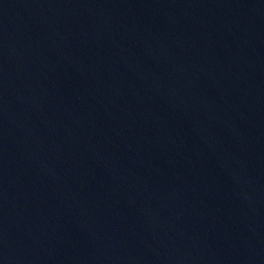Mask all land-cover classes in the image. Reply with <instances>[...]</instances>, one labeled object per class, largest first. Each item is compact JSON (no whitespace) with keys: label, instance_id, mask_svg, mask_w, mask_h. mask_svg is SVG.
Instances as JSON below:
<instances>
[{"label":"water","instance_id":"water-1","mask_svg":"<svg viewBox=\"0 0 264 264\" xmlns=\"http://www.w3.org/2000/svg\"><path fill=\"white\" fill-rule=\"evenodd\" d=\"M0 264H264V0H0Z\"/></svg>","mask_w":264,"mask_h":264}]
</instances>
